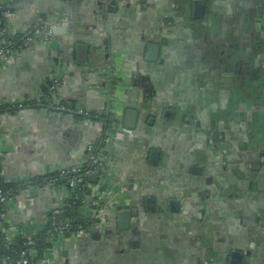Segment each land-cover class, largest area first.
<instances>
[{
	"label": "flooded vegetation",
	"instance_id": "1",
	"mask_svg": "<svg viewBox=\"0 0 264 264\" xmlns=\"http://www.w3.org/2000/svg\"><path fill=\"white\" fill-rule=\"evenodd\" d=\"M125 1L130 3L120 0L121 3ZM142 1L149 8L153 2ZM112 4L116 5L117 0H112ZM165 8L176 13V18L163 19L167 23L164 41L143 45L147 53L150 45L158 46V59H147L156 63L162 60V65L155 67L154 76L149 78L147 88L156 93L157 100L153 101V108L141 116L144 119L140 131L147 134L155 129L172 131L177 129L179 121L183 122L179 173L175 179L168 177L170 182H177L179 191H160L159 201L144 197L143 193L149 188L148 178L141 179L137 193L127 194L126 204L131 212L127 232L110 236L116 241H109L113 253L108 264H118L121 260L122 264H144L148 256L165 258L166 264H264V198L258 192L259 180L264 182V130L256 134L249 128L264 111V0H175V3L165 2ZM60 20L54 22L56 26L68 25L65 19ZM108 70L110 88L120 85V80L124 82L123 73L128 72L114 64ZM137 79L138 84H146V80ZM128 82L135 83L133 74ZM116 116L107 111L95 117L104 137H108L106 129L116 123ZM160 141V145L154 143L152 148V164L159 161L160 151L165 147L164 141ZM102 142L105 143L101 155L104 167L100 178L103 179L109 175L106 153L109 143ZM147 142L151 146L152 141ZM153 152L158 156L153 158ZM142 153L145 156L147 149ZM238 154L243 162L238 159V167H234L232 163ZM212 163L217 166L213 173L218 175L209 174ZM139 173L144 175L145 171ZM110 177L115 185L120 184ZM123 185L128 186V191L134 186ZM168 196L174 199L168 200ZM146 210L150 218L148 223L165 238L164 241L143 231ZM113 211L108 206L103 222L93 223L85 237L71 244L79 247L85 242L87 250L86 242L99 239L103 230L112 234ZM219 220L228 224L224 232ZM132 223L135 225L131 227ZM94 229L100 231L96 239L92 237ZM228 232L234 233V246L242 250H231V244L227 248L220 238ZM130 237L133 241L128 244ZM140 239L144 244L141 250ZM151 243L153 246L148 248ZM67 245V242L58 243L56 258L67 259L74 253L77 260L80 259L79 250L74 252ZM129 245L133 254L130 260L129 256L121 257ZM108 247L102 246L104 251H99V257L107 259L105 249ZM92 249L95 251V247ZM158 250L161 252L157 253ZM87 260L85 264H99Z\"/></svg>",
	"mask_w": 264,
	"mask_h": 264
},
{
	"label": "crops",
	"instance_id": "2",
	"mask_svg": "<svg viewBox=\"0 0 264 264\" xmlns=\"http://www.w3.org/2000/svg\"><path fill=\"white\" fill-rule=\"evenodd\" d=\"M129 2L126 4V1L121 3L117 0L115 5L112 4V0H14V8L19 13L15 22V30L18 33L35 34L33 31L38 24L44 21L61 22L60 19H65L68 25H64L68 27L57 36L58 40L49 48L43 46V35L39 33L40 35L33 37L22 51L15 65L0 68V101L2 105L9 107V110L0 114V154L3 153L2 158L5 159L2 171L5 183L33 182L63 168H80L86 163V153L90 146L96 147L102 141L108 142L109 139L103 136L105 133L95 117L108 111L110 97H113V91L107 83L111 76L108 70L111 65L128 71L125 75L123 73L124 78L130 81V74L131 76L133 74L135 80L134 84L127 85L130 82H126L125 88L119 89V100L114 99V103L111 104L113 108H119L120 104L117 103H121L125 110H138L143 107L146 113L148 109L153 108L152 103L157 100L156 93L147 86L149 87V78L154 76L155 67H160L162 60L160 63L149 61L143 45L152 41H164L166 30L164 25L167 23L163 19L176 18V13L169 12L171 6L165 8V2L175 3V0H153L150 2V8L141 0ZM111 7L114 9H110ZM106 40L107 44L104 43ZM81 44L87 45L90 49L95 47L94 50H90L86 66L74 63L77 47ZM159 71L162 73L161 68ZM138 77L146 80V84H138ZM56 78L61 80L57 104L69 105L74 112L83 109L91 118L61 112L46 105L48 99L45 97L46 94H43V89L49 87ZM143 119L139 115L137 127L126 132L124 141L114 146H106L109 175L115 179L118 177L126 180V184H134L127 193L130 195L131 191L137 193V189H140L142 178H148L146 184L149 188H146L143 196L159 201L160 191L168 193L179 191L177 182H170L168 177L175 179L179 173L177 165L178 161H182L179 156L181 152L183 153V145L179 140L184 124L179 121L177 129L172 131H168V128L150 130L147 138V132L140 131L139 121L143 123ZM160 140L164 141L165 147L160 151L159 161L152 164L150 161L151 152L154 150L152 148L155 147L154 143H161ZM147 141H152L151 146H148ZM146 149L147 153L143 156L142 152ZM231 149L233 148L227 149V155ZM214 151L219 152L218 149ZM238 159L243 162L241 155L238 154L232 166L238 167ZM216 167L213 163L210 164V175L211 173L214 176L218 175L217 172L213 173ZM140 170L145 171V174H140ZM130 178L132 180H129ZM259 185L258 192L264 198V182L259 180ZM100 186L103 185L92 184L91 189L95 195L102 192ZM66 194L64 186L49 190L35 187L23 191L7 208L9 220L15 226L21 225L30 231H38L42 227V224L37 222L39 214H42L44 208L48 213L53 207L59 208ZM169 199L174 197L168 196ZM148 213L147 210L144 213L146 222L142 226L143 231L148 236L155 235L158 241H164L165 238L148 223L150 219ZM224 220L217 221L221 224L222 232L228 226ZM113 223L114 226L110 229L112 234L106 229L103 230L99 239L92 243L86 242L89 246L87 250L85 242L81 246L78 244L79 247L72 244L71 250H79L77 252L80 253V259L77 260L72 253L68 260L62 257L63 260L57 259L55 264H85L88 262L87 259L92 262L98 261L99 264H108L113 253L110 243L116 241L110 236L127 232L120 230L116 215L113 216ZM133 225L135 224L132 223L131 227ZM216 239L220 244L219 237ZM220 239L227 248L231 244L233 246L231 250H242L234 246L233 232H228ZM127 240L130 244L133 238ZM142 243L140 239L139 250L144 247ZM107 245L110 247L105 249L107 259L99 257V251H104L102 246ZM150 246L153 244L147 247ZM125 248L123 255L121 253L119 255L121 254L122 258L129 256L130 260L133 255L131 246ZM148 257L143 260L146 261L144 264L167 263L165 258ZM122 263L123 260L118 261V264Z\"/></svg>",
	"mask_w": 264,
	"mask_h": 264
},
{
	"label": "built area",
	"instance_id": "3",
	"mask_svg": "<svg viewBox=\"0 0 264 264\" xmlns=\"http://www.w3.org/2000/svg\"><path fill=\"white\" fill-rule=\"evenodd\" d=\"M18 17L19 13L14 8V0H0V68H9L15 65L22 51L33 40V37L42 34V43L44 44H51L54 40L56 25L55 23L47 22H42L41 24H44L43 26L38 24L33 31L35 34L22 33V38L17 40L16 34H18V32L15 30V22ZM60 87L61 80L58 78L50 83L48 93L45 95L48 99L46 105L56 108L61 112L72 113L84 118H91V115L83 109H77L74 112L69 105L57 104ZM1 105L0 101V106ZM86 155L93 164V167L86 172L83 173L81 167L63 168L57 172L56 176H45L40 177L33 182H23V188H20L21 190L18 192L19 195L23 191L25 192L34 189L35 187L51 189L59 186L58 183L60 179L65 180L67 184L64 186L67 194L63 199L62 205L59 208H51L48 214L47 224L52 225L48 235L51 237V240H53V247L46 253L45 258L42 261H37L35 259L37 256L36 236L38 234L29 231L21 225L15 226L11 224L8 214L5 211L10 202L14 201L18 195H16L14 191L4 192L0 189V232L4 234V240L9 245L17 239L25 241V248L16 249L9 256H5V258H3V264H55L57 259L55 247H57L58 243L73 242V240L85 237L89 233L90 228L87 230L83 226H79L77 230H73L71 226L75 222L74 217L62 219L58 222L59 218L65 214L66 207L75 208L77 205L81 206L82 204H85L83 216L94 223L103 222L105 213L104 193L95 195V192L90 186L91 195L85 197L84 192L86 191L85 188L87 186L83 184V181L85 177L102 176L104 159L102 156H99V154L98 156L95 154L94 146H90L87 149ZM0 157H4V154H0ZM70 189L72 191H70ZM4 224H6V227H4ZM66 234H69V236L66 237Z\"/></svg>",
	"mask_w": 264,
	"mask_h": 264
},
{
	"label": "water",
	"instance_id": "4",
	"mask_svg": "<svg viewBox=\"0 0 264 264\" xmlns=\"http://www.w3.org/2000/svg\"><path fill=\"white\" fill-rule=\"evenodd\" d=\"M67 27L65 25L56 26L55 37H54L53 42L54 41L56 42L58 40L57 36H59V35H61V33L65 32L67 30ZM53 42L51 44H44L43 43V46L46 48H49V46L52 45ZM104 43L107 44L108 40H106ZM94 48H91V49L94 50ZM91 49L87 45H83V44L79 45L77 47V57H76L74 63H77L78 65H81V66H86L88 63V58H89ZM157 51H158L157 45H150L148 56H147L148 59L149 60H157L158 59ZM20 57H19V59H20ZM19 59H18V61H19ZM120 81L123 82V80H120ZM122 82L120 85H115L114 88H110L111 90L113 89L112 90L113 91L112 92L113 97H110V104H109L108 111L110 112V115H112V114L117 115L116 116L117 117L116 123H111L106 129V132L108 135L107 138L109 139L108 143L111 146H114L115 144L120 143L121 141H124L126 139V136H127L126 132L129 130H134L137 127L139 115L143 116V113H146V111L143 109V107H140V109H138V110H133V109H126L125 110V107H123L121 105V103H117V104H120L118 109L113 108V105H111V104L114 103V101H115L114 99L119 100L118 91H119V89L125 88L126 82H128V79L124 78V82L123 83ZM127 85H130V84H127ZM106 114H107V112H106ZM141 123H142V121L140 120L139 124L141 125ZM155 156L157 157L158 154L156 152H153L152 157L154 158ZM193 171L197 172L196 170H193ZM116 180H120L119 181L120 184L115 185V183H114V185L111 186V185H109L110 183L108 182L107 177H104L103 179L100 177H97V176L90 177V181L92 184H94L96 186L103 185L100 187H102L101 193H104V196H105V210L108 206L113 208L115 211V215L117 216L119 228L121 230H127L129 228L130 216H131L130 206L128 204H126L128 186L123 185L124 183H126L125 182L126 180H124L122 178L121 179L116 178ZM106 185H109V186H106ZM97 189H101V188L97 187ZM48 214L49 213L47 212L46 208H44L42 214H39V216L37 217V222H40L42 224V227L38 231L37 230H31V232H35L36 234H39L41 231H43L45 229V226L47 225ZM96 235L98 237L100 236L99 229H94L92 231L93 239H96ZM71 243L72 242H67V244L69 245V247H67L68 249L72 248ZM67 253L68 252H65V254H67ZM65 256H67V255H65Z\"/></svg>",
	"mask_w": 264,
	"mask_h": 264
},
{
	"label": "trees",
	"instance_id": "5",
	"mask_svg": "<svg viewBox=\"0 0 264 264\" xmlns=\"http://www.w3.org/2000/svg\"><path fill=\"white\" fill-rule=\"evenodd\" d=\"M45 23V21H44ZM44 24H40V26H43ZM21 33L16 34V39L19 40L22 37ZM25 49V48H24ZM48 93V87L43 89V94ZM45 103V102H44ZM31 104V103H30ZM37 107V106H35ZM7 110H9V107L6 105H1L0 106V114L6 112ZM107 118H110L109 116ZM105 147V143L102 142L100 144H97L95 147V154L98 156H101L103 154V149ZM87 162L81 167L82 168V172H86L88 169L93 167L92 161L87 157ZM5 159L0 157V189L3 190L4 192H9V191H14L16 195H18L19 190H21L20 188H23L22 186L24 185L23 182L21 183H13V184H6L4 182V179L2 177V171H3V165H4V161ZM57 173L48 175V177L51 176H56ZM47 177V176H46ZM83 184L85 186H87L85 188V192H84V196L87 197L89 195H91V191H90V186H92V183L90 181V177H85ZM59 186H66V182L63 179H60ZM70 191H72L70 189ZM15 195V196H16ZM85 204H82L81 206H75V208H68L66 207L65 209V214L62 215L58 222H60V220L62 219H66L69 217H74L75 218V222L72 224L71 228L73 230H77V228L79 226H83L85 229L89 230V228L92 227L93 225V221L85 218L83 216V212L85 211L84 208ZM7 212V209L5 210ZM4 227H6V224H4ZM52 227L51 224H47L45 226V229L43 231H41L37 236V244H36V252H37V256H36V260L37 261H42L45 258V255L48 251H50L53 247V240H51V237L48 235V233L50 232V228ZM69 234H66V237H68ZM57 239V238H56ZM24 242L22 239H17L15 240L13 243H11L10 245L5 242L4 240V234L2 232H0V264H3V258H5V256H9L10 254L13 253L14 250L16 249H21V248H25Z\"/></svg>",
	"mask_w": 264,
	"mask_h": 264
},
{
	"label": "rangeland",
	"instance_id": "6",
	"mask_svg": "<svg viewBox=\"0 0 264 264\" xmlns=\"http://www.w3.org/2000/svg\"><path fill=\"white\" fill-rule=\"evenodd\" d=\"M261 103H262V101H261ZM178 116H179V112H178ZM257 119H258V116H257ZM250 125H251L250 127L248 125V127L250 128V130L251 131H255L254 133H256V134L260 130H264V111H261L259 113V119H258V121H256L254 123V125L253 124H250ZM107 179H108V182L110 183V185L113 186L114 185V181L111 179V177L109 175H108V178Z\"/></svg>",
	"mask_w": 264,
	"mask_h": 264
}]
</instances>
